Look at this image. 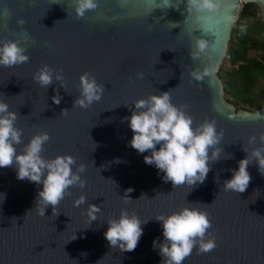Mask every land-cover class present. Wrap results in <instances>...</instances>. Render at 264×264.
Here are the masks:
<instances>
[{
    "label": "water",
    "instance_id": "obj_1",
    "mask_svg": "<svg viewBox=\"0 0 264 264\" xmlns=\"http://www.w3.org/2000/svg\"><path fill=\"white\" fill-rule=\"evenodd\" d=\"M215 2L214 11L202 14L187 9V0H173L168 8L149 0H99L97 9L78 18L74 0H0V42L19 40L29 57L0 66V101L16 113L23 133L18 147L46 132L45 158L71 155L77 166L85 165V186L70 187L45 215L35 207L42 185L17 179L13 166L0 168V264H164L153 248L154 239L163 241L155 218L189 202L207 212L208 235L217 246L207 253L193 250L183 264H264V173L250 155L247 189L223 187L247 155L244 149L251 153L259 146L264 106L236 111L218 74L244 4H258L264 22V0ZM197 40L206 48L194 58ZM45 65L62 70L63 80L41 86L34 75ZM193 71L201 78H193ZM85 73L103 86L101 99L87 108L74 105ZM166 91L175 105L187 106L194 126L215 121L222 133L221 159L210 162L205 181L193 187L165 182L145 163L148 153L128 143L132 131L123 118L133 103ZM124 209L147 221L131 252L111 248L104 237L107 221Z\"/></svg>",
    "mask_w": 264,
    "mask_h": 264
},
{
    "label": "clouds",
    "instance_id": "obj_2",
    "mask_svg": "<svg viewBox=\"0 0 264 264\" xmlns=\"http://www.w3.org/2000/svg\"><path fill=\"white\" fill-rule=\"evenodd\" d=\"M156 4L155 8H168L175 6L173 0H149ZM99 0H74V14L83 18L89 11L98 8ZM217 8L215 0H187V9L197 13H210ZM205 22L210 19L204 16ZM23 24V20L18 21ZM28 37L25 35L24 41ZM206 48L203 40H197L194 58L199 56ZM29 60L26 48L19 40L0 42V66H16ZM207 69H205V72ZM192 76L200 79L201 74L193 71ZM34 79L43 87L54 82L62 81V70L57 71L45 65L34 75ZM103 93L94 76L85 73L80 78V96L74 105L87 108L93 102L99 101ZM61 97L55 95L53 102L60 103ZM130 116L123 119L128 122L132 131L129 145L139 153H148L144 156L145 163L155 166L163 173L165 182L171 181L173 187L181 185L196 186L203 183L210 171V162L221 159L222 149L218 147L222 133L218 132L215 121L205 120L202 124L194 126L193 119L186 111V105H175L168 91L152 94L146 99L136 100ZM66 110L62 114H66ZM17 115L9 110V105L0 101V168L13 166L17 179L27 178L30 182L42 185L38 192L36 206L40 215L52 206L53 209L68 193L72 186L83 188L85 181L81 174L85 165H76L71 155L45 158L42 153L45 143L50 139L46 132L34 135L22 147V130L16 127ZM256 138H250L255 143ZM247 155L239 160L238 168L232 170L230 179L225 180V191L235 193L244 192L251 180L248 166L251 163L249 156L258 163L259 171L264 169V134L260 136V144L251 153L246 149ZM131 189V188H130ZM128 190V189H127ZM132 191V189H131ZM84 197L76 203L83 202ZM199 202H189L171 214H161L155 219L161 222L163 241L159 238L153 240L154 250L162 257L164 264H183L193 250L207 253L217 245L214 237L208 235L211 227L207 212L198 207L191 206ZM42 206V207H41ZM98 211L93 209V212ZM91 222L96 220L90 214ZM142 221L135 214H129L126 209L121 210L118 217L107 221L105 239L110 247L119 248L122 252L135 250L143 234ZM207 236V238H206Z\"/></svg>",
    "mask_w": 264,
    "mask_h": 264
},
{
    "label": "trees",
    "instance_id": "obj_3",
    "mask_svg": "<svg viewBox=\"0 0 264 264\" xmlns=\"http://www.w3.org/2000/svg\"><path fill=\"white\" fill-rule=\"evenodd\" d=\"M225 61L229 69H222L218 74L228 102L241 110L261 108L264 105V22L258 4H244L232 27Z\"/></svg>",
    "mask_w": 264,
    "mask_h": 264
},
{
    "label": "rangeland",
    "instance_id": "obj_4",
    "mask_svg": "<svg viewBox=\"0 0 264 264\" xmlns=\"http://www.w3.org/2000/svg\"><path fill=\"white\" fill-rule=\"evenodd\" d=\"M229 44H230V41H229ZM252 55L255 56L254 53H252ZM222 69H223V70H227V69H229V63H228L227 61H225V60H224V62H223V64H222L220 70H222ZM225 100L227 101V103L231 104L230 102H228V100H227V96H226V95H225ZM234 106H235V105H234ZM263 106H264V105H263ZM263 106H262V107H263ZM262 107H261V108H262ZM235 108H236V111H240V110H241V109H238L237 106H235ZM259 109H260V108H259ZM254 110H257V109H251V110L248 109L247 111L250 112V111H254Z\"/></svg>",
    "mask_w": 264,
    "mask_h": 264
}]
</instances>
